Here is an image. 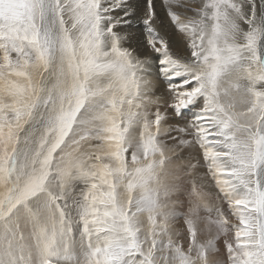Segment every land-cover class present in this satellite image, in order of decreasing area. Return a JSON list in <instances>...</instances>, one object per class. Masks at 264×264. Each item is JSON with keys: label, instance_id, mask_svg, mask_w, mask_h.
I'll return each instance as SVG.
<instances>
[{"label": "snow or ice", "instance_id": "1", "mask_svg": "<svg viewBox=\"0 0 264 264\" xmlns=\"http://www.w3.org/2000/svg\"><path fill=\"white\" fill-rule=\"evenodd\" d=\"M0 264H264V0H0Z\"/></svg>", "mask_w": 264, "mask_h": 264}, {"label": "rangeland", "instance_id": "2", "mask_svg": "<svg viewBox=\"0 0 264 264\" xmlns=\"http://www.w3.org/2000/svg\"><path fill=\"white\" fill-rule=\"evenodd\" d=\"M159 10V9H158ZM163 13V12H162ZM165 13H163V16H161L162 17V19L165 17ZM162 90V89H161ZM158 94V93H157ZM186 210V209H185ZM233 223H236V221H233ZM176 227H182V221H180V223L179 224H177V226ZM202 239H203V237H201Z\"/></svg>", "mask_w": 264, "mask_h": 264}, {"label": "bare ground", "instance_id": "3", "mask_svg": "<svg viewBox=\"0 0 264 264\" xmlns=\"http://www.w3.org/2000/svg\"><path fill=\"white\" fill-rule=\"evenodd\" d=\"M161 16H163V13L161 12ZM159 94V93H158ZM177 226V225H176ZM177 228H179V227H177Z\"/></svg>", "mask_w": 264, "mask_h": 264}]
</instances>
